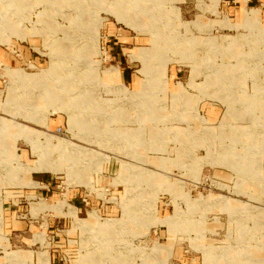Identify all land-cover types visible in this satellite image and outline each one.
<instances>
[{
    "label": "rangeland",
    "instance_id": "obj_1",
    "mask_svg": "<svg viewBox=\"0 0 264 264\" xmlns=\"http://www.w3.org/2000/svg\"><path fill=\"white\" fill-rule=\"evenodd\" d=\"M135 1L0 0V264H264V18Z\"/></svg>",
    "mask_w": 264,
    "mask_h": 264
},
{
    "label": "crops",
    "instance_id": "obj_2",
    "mask_svg": "<svg viewBox=\"0 0 264 264\" xmlns=\"http://www.w3.org/2000/svg\"><path fill=\"white\" fill-rule=\"evenodd\" d=\"M221 1H223L224 3L222 6L223 8L221 9V12L222 11L227 12L230 15V17H227L223 20L222 19L217 20V21H221L222 25L226 22L239 24V26L242 24H246V23H249L251 25V23H254V21L258 22L259 24H262L263 18H264V3H263L264 0H221ZM221 1L219 0V3H221ZM249 15L252 16V20L249 22H246L245 20ZM205 17L206 19L197 18L196 20L202 21L204 23L206 22L205 24L211 27V25H208L207 23L210 22L213 25L214 24L213 20L215 21V19L213 18V16L211 17V14H208V15L206 14ZM239 20H241V23L238 22ZM223 28L226 31H232L233 30L232 28H235V27H227L223 25ZM134 37L135 36H129V38H134ZM119 42L120 41L118 40V41L113 42V44H118ZM120 46H121L120 50H123V47H122L123 45L120 44ZM14 47L16 48L18 53H13V50L10 52L9 49L4 50L6 58H8V60H10L11 62L18 63L20 66L26 64L27 62L40 63V61H37L39 60V58L37 59L34 58V55L28 53L27 52L28 48H25V46H23L22 44L15 45ZM118 54H120V52H118ZM121 54L124 55V52L121 51ZM127 75L128 74L124 70L123 71L124 80L127 79ZM44 182L47 183L48 185L52 184V181H50L49 179L48 180L44 179ZM19 186L22 187L24 185H19ZM30 187H33V186H30ZM18 191H22V190H11L9 193L5 192L4 197L2 198V201H3L2 215H1L2 221L0 222V228H1L0 230L4 231V233L8 231L7 229L8 227L10 228L9 231L11 232V231H14L16 228L21 229L22 224L25 222L28 224L27 221L17 220V213L21 209L19 204L23 200V193H18ZM75 194L79 196V199H81L83 203L87 201L86 197H88V194L83 189L82 190H80V188L77 189ZM12 250L23 252V250L21 249H12ZM25 251L31 252L32 250L25 249ZM26 255L30 259L34 258L33 254L27 253Z\"/></svg>",
    "mask_w": 264,
    "mask_h": 264
},
{
    "label": "bare ground",
    "instance_id": "obj_3",
    "mask_svg": "<svg viewBox=\"0 0 264 264\" xmlns=\"http://www.w3.org/2000/svg\"><path fill=\"white\" fill-rule=\"evenodd\" d=\"M7 2H12V1H15V2H18V1H20V0H6ZM139 2V0H136L135 1V6L137 5V3ZM19 4V3H18ZM10 8V7H9ZM148 13V12H147ZM120 19H123L126 23H128V24H134L131 20H128V19H125L121 14H120V12H117V13H115ZM52 70H54V69H52ZM116 72H117V70L116 69H112V70H110L109 72H108V76H114V73L116 74ZM55 73H56V71H55ZM59 79H61V77L59 78ZM68 89L69 90H67V92H69V93H72V90H73V88H69L68 87ZM51 93H57L56 91H55V89H54V91L53 90H51ZM59 93V92H58ZM75 102V101H74ZM13 256L14 257H18V254H13ZM93 256V255H92ZM92 258V257H91Z\"/></svg>",
    "mask_w": 264,
    "mask_h": 264
},
{
    "label": "built area",
    "instance_id": "obj_4",
    "mask_svg": "<svg viewBox=\"0 0 264 264\" xmlns=\"http://www.w3.org/2000/svg\"><path fill=\"white\" fill-rule=\"evenodd\" d=\"M31 64H32V63H31ZM32 65H33V64H32ZM61 131H62V129H59V130H58V132H60V133H61Z\"/></svg>",
    "mask_w": 264,
    "mask_h": 264
}]
</instances>
